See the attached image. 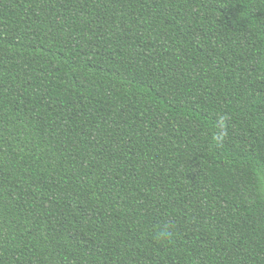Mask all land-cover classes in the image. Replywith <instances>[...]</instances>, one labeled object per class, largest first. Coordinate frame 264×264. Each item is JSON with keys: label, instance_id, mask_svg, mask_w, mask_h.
Returning a JSON list of instances; mask_svg holds the SVG:
<instances>
[{"label": "trees", "instance_id": "trees-1", "mask_svg": "<svg viewBox=\"0 0 264 264\" xmlns=\"http://www.w3.org/2000/svg\"><path fill=\"white\" fill-rule=\"evenodd\" d=\"M0 264H264V0H0Z\"/></svg>", "mask_w": 264, "mask_h": 264}, {"label": "clouds", "instance_id": "clouds-1", "mask_svg": "<svg viewBox=\"0 0 264 264\" xmlns=\"http://www.w3.org/2000/svg\"><path fill=\"white\" fill-rule=\"evenodd\" d=\"M218 139H219V137H218Z\"/></svg>", "mask_w": 264, "mask_h": 264}]
</instances>
